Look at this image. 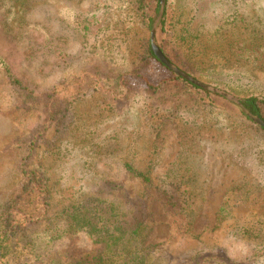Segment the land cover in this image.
<instances>
[{"label": "rangeland", "instance_id": "rangeland-1", "mask_svg": "<svg viewBox=\"0 0 264 264\" xmlns=\"http://www.w3.org/2000/svg\"><path fill=\"white\" fill-rule=\"evenodd\" d=\"M128 1L29 0L27 11L16 19L13 4L0 3V57L14 80L38 98L29 109L18 95L11 97L0 64V200L17 185L9 147L43 129L52 96H70L65 82L94 80L92 67L106 65L109 58L118 62L115 67L137 64L145 33ZM180 15L197 37L187 52L201 75L196 80L240 100L245 94L232 81L241 78L264 96V0H180ZM149 36L151 44V31ZM248 44L252 51L246 52ZM143 74L132 80L133 86L147 89L149 82L169 77L155 62ZM213 94L219 97L197 114L180 110L170 97L137 94L111 111L104 108L105 95L81 94L75 105L78 129L52 152L54 134L41 139V161L58 193V207L97 195L129 209L126 199L136 193L151 215L147 243L157 247L158 264H190L203 247L214 254L224 250L239 263L249 264L254 256L256 264H264V253H259L264 248V133L247 122L236 103ZM126 163L141 171L155 164L149 189L126 175ZM178 168H192L199 180L201 202L192 218L169 212L159 197L161 181ZM108 180L123 182L124 190H107ZM131 205L141 209L136 202Z\"/></svg>", "mask_w": 264, "mask_h": 264}, {"label": "trees", "instance_id": "trees-1", "mask_svg": "<svg viewBox=\"0 0 264 264\" xmlns=\"http://www.w3.org/2000/svg\"><path fill=\"white\" fill-rule=\"evenodd\" d=\"M5 1L13 4L11 9L15 19L28 9L29 0H0V3ZM249 1L253 0H242L244 3ZM128 2L145 33L139 39L137 64L133 68L115 67L114 64L118 62L106 56V65L92 67L94 80L83 81L77 77L76 80L65 82L64 90H68L70 96H52L46 106V116L41 125L43 129L37 135L23 137L8 149L15 159L17 185L8 198L0 200V264H158L155 258L157 247L147 243L153 224L150 212L141 203V195L135 193L132 199H126L131 202L129 209L119 200L97 195L79 196L65 207L59 208L58 193L41 161L44 159L41 139L47 132L53 133L56 140L51 146L52 152L59 148L60 140L78 129L75 105L79 96L85 95L87 91L105 95L108 103L104 108L111 111L119 110V102L140 94L155 99L170 97L176 101L180 110L197 114L211 107L219 97L177 76L153 54L149 34L154 16L160 12L161 0ZM179 2L180 0H166L160 26V50L183 72L194 79H200L201 75L194 62L187 58V52L197 37L192 35L189 23L182 21V15L178 16ZM249 39L257 40L252 35ZM242 44H246L245 36ZM245 51H252L251 44H248ZM108 52L113 53L112 50ZM0 62L5 67L1 76L6 80L5 87L8 86L12 91L10 96L16 98L18 95L21 103L29 109L37 106L36 95L14 80L1 57ZM154 62L166 69L169 77L156 84L149 82L147 89L133 86L132 80L142 79L143 73ZM122 63H125L124 59ZM232 83L238 84L237 88H242V93L245 94L240 99L245 119L264 133V129L254 124L245 113L248 111L264 121V96L253 92L252 81L245 82L240 78ZM77 84L78 87H74ZM224 85L232 88L228 83ZM153 169L155 164L144 171L138 170L131 163L125 164L126 175L137 180L145 189H149L153 183L150 177ZM192 172V168L170 169L158 189L166 210L188 218L194 216L196 206L201 202L199 180ZM104 187L116 194L124 190V183L108 180ZM132 202H136V207L140 204L141 209H135ZM246 232L250 233L249 229ZM259 253H264V248ZM249 261V264H256L258 259L252 256ZM190 264L243 263L231 260L224 250L214 254L203 247L195 252Z\"/></svg>", "mask_w": 264, "mask_h": 264}, {"label": "water", "instance_id": "water-1", "mask_svg": "<svg viewBox=\"0 0 264 264\" xmlns=\"http://www.w3.org/2000/svg\"><path fill=\"white\" fill-rule=\"evenodd\" d=\"M165 4H166V0H161L160 2V12L159 15L157 17V19L155 20L152 30H151V49L153 54L156 56V58L158 59V61H160L161 64H163L165 67H167V69H169L170 71H172L173 73H175L177 76L185 79L186 81L200 87L203 90L206 91H210L219 95H222L223 97L227 98L228 100L236 103L239 107H241L240 105V100L231 97L230 95L215 89L213 87H210L206 84H203L201 82H199L198 80L194 79L193 77L189 76L188 74H186L185 72H183L182 70H180L178 67H176L174 64H172L162 53V51L160 50V47L157 43V30H158V26L159 23L163 17L164 14V9H165ZM247 117L253 122L255 123L257 126L261 127L264 129V121L262 119H260L258 116H255L253 114H251L248 111H245Z\"/></svg>", "mask_w": 264, "mask_h": 264}]
</instances>
